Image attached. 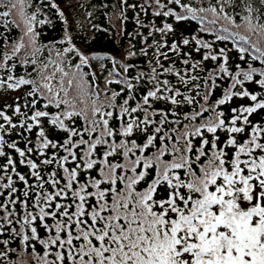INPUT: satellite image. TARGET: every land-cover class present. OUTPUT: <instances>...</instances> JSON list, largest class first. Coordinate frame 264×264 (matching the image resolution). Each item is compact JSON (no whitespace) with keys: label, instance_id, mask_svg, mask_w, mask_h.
Here are the masks:
<instances>
[{"label":"snow or ice","instance_id":"6c2138e0","mask_svg":"<svg viewBox=\"0 0 264 264\" xmlns=\"http://www.w3.org/2000/svg\"><path fill=\"white\" fill-rule=\"evenodd\" d=\"M0 264H264V0H0Z\"/></svg>","mask_w":264,"mask_h":264},{"label":"trees","instance_id":"16d2710c","mask_svg":"<svg viewBox=\"0 0 264 264\" xmlns=\"http://www.w3.org/2000/svg\"><path fill=\"white\" fill-rule=\"evenodd\" d=\"M87 2H88V0H84L85 5H87ZM84 11H85L84 9H80V8L75 9L74 10V18L77 19L78 21L80 19H82L83 15H84ZM46 35L48 37H54V36L58 35V32H54V31L53 32H48ZM5 98H7V97H5Z\"/></svg>","mask_w":264,"mask_h":264}]
</instances>
